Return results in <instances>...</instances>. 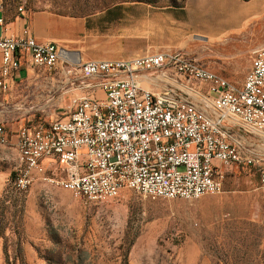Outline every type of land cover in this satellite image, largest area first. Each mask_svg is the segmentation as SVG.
I'll list each match as a JSON object with an SVG mask.
<instances>
[{
	"label": "built area",
	"instance_id": "obj_1",
	"mask_svg": "<svg viewBox=\"0 0 264 264\" xmlns=\"http://www.w3.org/2000/svg\"><path fill=\"white\" fill-rule=\"evenodd\" d=\"M60 48L37 40L27 27L0 34V93L11 89L24 64L51 71L66 63L67 76H81L71 84L88 89L72 96L64 117L18 128L14 144L22 151V165L13 180L18 190H26L36 176H47L92 202L120 197L125 190L149 199H195L221 192L233 168L252 166L264 195V158L235 130L239 125L264 132V43L252 49L240 84L185 52L73 64L59 55ZM139 73L163 88L143 87ZM181 87L210 101L200 100L210 110ZM211 92L216 96L210 98ZM0 141L10 142L2 122ZM48 162L58 170H50Z\"/></svg>",
	"mask_w": 264,
	"mask_h": 264
},
{
	"label": "rangeland",
	"instance_id": "obj_2",
	"mask_svg": "<svg viewBox=\"0 0 264 264\" xmlns=\"http://www.w3.org/2000/svg\"><path fill=\"white\" fill-rule=\"evenodd\" d=\"M131 1L0 0V16L12 20L19 6L29 11L50 9L88 16L98 37L117 36L126 20V10L119 4ZM166 4L156 0L151 5ZM262 9L249 23L250 33L247 26L235 29L234 23L229 30L214 12L209 29L229 30L221 39L190 32L189 47L162 49H180L240 84L252 49L264 43V0ZM104 12H110L109 18L103 17ZM59 69L60 65L51 72L36 69L8 94L0 93V122L9 134L20 126L64 116L76 91L55 74ZM190 85L198 86L194 81ZM235 130L250 139L264 158V132L239 125ZM12 144H0V264H264V195L252 166L233 168L221 192L195 199H149L125 190L120 197L92 202L40 176L26 190H18L13 180L22 154Z\"/></svg>",
	"mask_w": 264,
	"mask_h": 264
},
{
	"label": "crops",
	"instance_id": "obj_3",
	"mask_svg": "<svg viewBox=\"0 0 264 264\" xmlns=\"http://www.w3.org/2000/svg\"><path fill=\"white\" fill-rule=\"evenodd\" d=\"M119 5L120 8L126 10V20L118 27L117 36H111L109 33L107 37H98L93 20L88 16L64 15L50 9L34 11L25 9L12 20L5 21L4 26H0V34H16L27 27L39 41H54L62 48L78 51L81 61L129 59L164 50L183 52L180 49L162 48L189 47L190 32L192 34L201 33L205 38L217 40L226 35L229 30H233V23L237 30L246 26L249 30V23L253 22L254 17L263 10V0H185L182 7L165 6L162 8L140 1L121 2ZM214 12L218 15L220 22L229 24V30L212 32L209 29L210 14ZM104 13L103 17L109 18L106 13L110 12ZM252 46L253 44H250L245 49L238 51L233 59L241 57ZM34 70L36 69L27 64L22 65L12 82L11 89L1 94H8L23 80L34 74ZM54 72L59 74L63 83H71L72 80L76 81L75 78H81L78 74L74 78L67 76L62 64H60V69ZM138 75L143 87L155 91L163 88V86L160 88L146 79L145 74L139 73ZM86 81L91 82L92 80L87 79ZM72 85L76 91L73 95L84 94L88 90L76 87L75 83ZM93 91L98 97L103 96L99 88H94ZM187 91L196 97L200 98L201 96L191 89ZM191 94L190 96L199 107H206L210 110V105L206 104L210 101L204 98L206 103L201 102ZM209 97L213 98L211 95ZM9 137L10 142L1 145L13 143L12 145L16 149L15 133L9 134ZM17 164H19L18 156ZM57 166L58 164L54 162L47 164V167L52 171L58 170Z\"/></svg>",
	"mask_w": 264,
	"mask_h": 264
},
{
	"label": "water",
	"instance_id": "obj_4",
	"mask_svg": "<svg viewBox=\"0 0 264 264\" xmlns=\"http://www.w3.org/2000/svg\"><path fill=\"white\" fill-rule=\"evenodd\" d=\"M59 55L73 64L79 63L81 61L79 52L76 50H67L61 47L59 49Z\"/></svg>",
	"mask_w": 264,
	"mask_h": 264
},
{
	"label": "trees",
	"instance_id": "obj_5",
	"mask_svg": "<svg viewBox=\"0 0 264 264\" xmlns=\"http://www.w3.org/2000/svg\"><path fill=\"white\" fill-rule=\"evenodd\" d=\"M134 1H140V2H145L149 4L156 3V0H134ZM166 1L168 4H166L165 6H170V7H182L185 3V0H166ZM11 174H13V172Z\"/></svg>",
	"mask_w": 264,
	"mask_h": 264
},
{
	"label": "bare ground",
	"instance_id": "obj_6",
	"mask_svg": "<svg viewBox=\"0 0 264 264\" xmlns=\"http://www.w3.org/2000/svg\"><path fill=\"white\" fill-rule=\"evenodd\" d=\"M187 90H188V89H187ZM3 143H6V141H0V144H3ZM16 146H17L19 152L22 154V151H21V149L19 148V146H18V145H16ZM40 178H41L42 181H44V182L50 183V184H52V185H56V184H54L53 181H51L50 178H48L47 176H40ZM34 179H35V177H34ZM34 179H32V183H33ZM30 185H31V184H30ZM30 185H29V186H30ZM29 186H28L27 188H29ZM56 186H59V185H56ZM76 194H77V195H80V196L83 197V193H76Z\"/></svg>",
	"mask_w": 264,
	"mask_h": 264
}]
</instances>
